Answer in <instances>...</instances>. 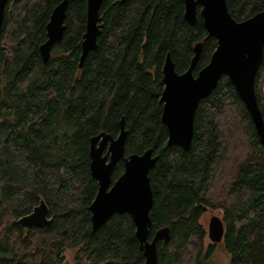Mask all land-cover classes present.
Returning a JSON list of instances; mask_svg holds the SVG:
<instances>
[{
	"label": "trees",
	"instance_id": "1",
	"mask_svg": "<svg viewBox=\"0 0 264 264\" xmlns=\"http://www.w3.org/2000/svg\"><path fill=\"white\" fill-rule=\"evenodd\" d=\"M61 0H8L0 35V264H144L127 213L92 230L89 206L98 183L90 173V139L116 137L124 118L125 155L152 149L149 172L157 264H204V208L220 210L230 264H264V146L230 79L223 75L198 104L189 150L167 146L160 97L167 54L185 72L203 42L194 74L217 46L182 0H103L97 48L79 67L87 0H69L62 39L44 62L39 47ZM237 21L264 10V0H227ZM264 119V59L255 78ZM124 170L119 161L112 174ZM43 199L52 222L18 219ZM211 250L212 246L208 247ZM67 253L71 259L67 258Z\"/></svg>",
	"mask_w": 264,
	"mask_h": 264
},
{
	"label": "water",
	"instance_id": "2",
	"mask_svg": "<svg viewBox=\"0 0 264 264\" xmlns=\"http://www.w3.org/2000/svg\"><path fill=\"white\" fill-rule=\"evenodd\" d=\"M103 0H87L85 32L81 41L79 67L89 52L97 48L100 35V8ZM184 19L193 26L199 15L207 31V37L215 38L217 46L209 62L196 75V67L203 42L193 47L194 55L188 69L177 73L167 54L163 68L164 88L160 97L161 120L168 131L167 146L189 150L194 135L195 112L201 100L210 96L220 78L226 75L234 86L255 130L264 146V119L255 93V78L264 59V10L251 17L237 21L228 10L227 0H182ZM8 0H0V35ZM69 0H61L52 10L46 24L47 39L39 51L44 62L51 57L53 46L59 42L65 30V18ZM124 118L120 120V132L116 137L101 132L90 139V173L98 183V190L89 206L92 230L102 227L114 215L127 213L135 225V235L145 257L144 264H157V243L167 241L169 228L156 230L150 238L153 206V190L149 172L159 158L150 148L142 154L125 155L127 137ZM123 161L122 174L112 181V174L119 161ZM207 207L204 208V211ZM52 222L49 208L43 199L31 213L18 219L23 227H43ZM208 237L212 243L222 242L225 234L223 219L212 216Z\"/></svg>",
	"mask_w": 264,
	"mask_h": 264
},
{
	"label": "rangeland",
	"instance_id": "3",
	"mask_svg": "<svg viewBox=\"0 0 264 264\" xmlns=\"http://www.w3.org/2000/svg\"><path fill=\"white\" fill-rule=\"evenodd\" d=\"M212 216H218L222 218V212L220 210L206 209L202 215L201 223L208 231V225ZM208 235V234H207ZM209 246H212L209 250ZM206 256L203 258L204 264H230V254L225 250L223 242L212 243L207 236L205 240ZM67 258L71 259V255L67 253Z\"/></svg>",
	"mask_w": 264,
	"mask_h": 264
}]
</instances>
